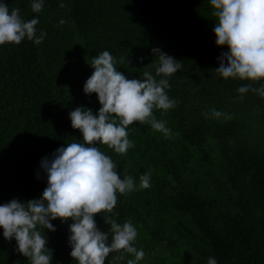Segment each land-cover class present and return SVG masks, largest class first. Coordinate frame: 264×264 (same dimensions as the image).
<instances>
[{
  "label": "trees",
  "instance_id": "1",
  "mask_svg": "<svg viewBox=\"0 0 264 264\" xmlns=\"http://www.w3.org/2000/svg\"><path fill=\"white\" fill-rule=\"evenodd\" d=\"M24 21L33 18L36 44L0 45V204L12 199H39L47 187L40 166L56 149L82 143L71 127L76 107L100 104L83 85L94 69L92 60L108 51L117 71L127 79L155 76L158 48L181 64L166 78L165 89L175 107L153 110L171 130L167 138L150 124L127 127L134 146L117 154L97 143L117 166L121 179L132 177L138 190L117 193L111 213L94 216L96 226L112 233L105 216L137 230L133 246L143 250L138 264H264V97L252 91L264 79L223 78L215 73L227 46H216L210 0H0ZM63 21V23H61ZM250 85L247 93L237 89ZM212 110L224 113L212 117ZM230 116V119L225 117ZM148 173L151 186L140 189ZM55 231H44L51 264H78L70 256L68 220H52ZM121 255L112 252L105 264ZM115 264L135 257L124 253ZM0 264H30L5 240L0 228Z\"/></svg>",
  "mask_w": 264,
  "mask_h": 264
},
{
  "label": "clouds",
  "instance_id": "2",
  "mask_svg": "<svg viewBox=\"0 0 264 264\" xmlns=\"http://www.w3.org/2000/svg\"><path fill=\"white\" fill-rule=\"evenodd\" d=\"M212 15L216 18L213 29L216 46H227L228 51L219 57L215 73L223 77L248 80L253 83L264 79V0H210ZM42 0H33V12L42 10ZM38 19L24 21L20 9L9 11L8 5L0 3V45L20 44L25 37L40 44L46 35L36 36ZM63 23V21H61ZM158 57L155 76L143 72V79H127L117 71V61L108 51L95 57L90 66L94 69L83 85L86 95L95 93L100 104L94 115L91 109L76 107L69 113L71 127L78 129L83 142H72L60 147L52 158H43L41 168L47 174V187L39 199L20 202L17 199L0 204V228L5 240L15 239L16 250L30 264H51L52 253L46 247L47 239L40 229L55 231L52 220L62 223L71 220L68 242L70 256L78 264H105L112 252L134 256L127 264H138L144 257L143 250L133 246L137 230L126 221L119 224L109 216L104 222L110 226L111 241L107 232L96 226L94 216L101 212L111 213L117 203V193L125 195L138 190L132 177L121 179L117 166L99 148L106 145L117 154H126L134 146L128 139L127 127L133 122L150 124L165 138L171 130L165 123L155 119L154 109L167 111L175 107L176 101L169 99L165 89L166 78L181 68V64L160 49H152ZM250 85L241 86L238 93H247ZM264 97V85L252 88ZM212 117L220 118L224 113L212 110ZM230 119V116L225 117ZM140 189L151 186L148 173L140 176ZM207 264H217L209 258Z\"/></svg>",
  "mask_w": 264,
  "mask_h": 264
}]
</instances>
